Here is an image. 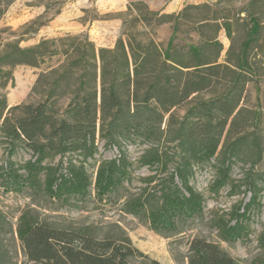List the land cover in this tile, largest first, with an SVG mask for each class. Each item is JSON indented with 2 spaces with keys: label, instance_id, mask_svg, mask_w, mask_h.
<instances>
[{
  "label": "rangeland",
  "instance_id": "1",
  "mask_svg": "<svg viewBox=\"0 0 264 264\" xmlns=\"http://www.w3.org/2000/svg\"><path fill=\"white\" fill-rule=\"evenodd\" d=\"M45 3L46 0H0V264L23 261L16 229L19 217L27 210L63 227L93 225L105 231L109 225L117 224L136 249L161 264H187L186 242L192 236L218 242L234 258H252L259 251L256 239L264 228V0H67L60 7L50 6L48 11ZM251 16L261 24V33L247 52V64L243 65L235 90V99L243 97L237 110L244 108L245 119L240 126L248 139L241 154L230 159L229 185L217 193L211 191L214 169H195L190 184L204 197L203 219L189 222L183 237L151 231L143 220L121 214L113 199L105 206L95 202L92 189L91 198L82 208L51 207L39 197L31 201L25 190L2 177L9 164L18 167L35 159L21 143H14L10 152L11 142L2 129L3 120L8 118L11 124L22 116V111L8 112L9 108L45 103L57 119H69L65 112L72 101L96 95L98 104L102 88L107 91L109 85L126 104L132 93L137 94L138 101L142 100L153 84L178 95L187 80L196 74L206 75V89L190 94L175 107L166 106L167 111L150 101L149 109L156 108L155 113L159 114L157 122L152 121L154 112H139L145 125L150 123L154 128L160 126L163 133L167 131L160 141L171 149L175 143L167 141L194 103L233 88L237 78L233 71H238L240 45L246 38ZM224 24L230 27L229 37ZM15 46L33 51L24 57H7ZM191 47L199 48L200 55L192 53ZM166 53L170 56L167 62ZM128 79L131 81L126 83ZM134 105L130 102L131 113ZM254 111L259 113L256 120H252ZM109 121V117L103 120L104 129ZM101 125L98 120L95 158L118 157L116 147L105 145L106 139L100 137ZM119 142L134 161L132 187H138V177L151 172L136 161L154 141L131 136ZM72 159L76 161L77 155ZM51 162L57 163L58 157ZM88 163L93 179L95 165L90 160ZM251 181L258 191L259 207L252 210L247 240L233 244L219 241L211 218L225 214L228 219L233 206L247 202Z\"/></svg>",
  "mask_w": 264,
  "mask_h": 264
},
{
  "label": "trees",
  "instance_id": "2",
  "mask_svg": "<svg viewBox=\"0 0 264 264\" xmlns=\"http://www.w3.org/2000/svg\"><path fill=\"white\" fill-rule=\"evenodd\" d=\"M66 1L46 0V11L50 6L60 7ZM249 24L246 38L240 45L236 63L238 71H233L237 76L233 88L194 103L167 141L175 143L171 149L160 141L167 131L163 133L160 126L154 128L150 123L145 125L139 112H154L152 121L157 122L159 114L155 113L156 108L149 109L150 101L153 100L161 111H167L166 106L175 107L190 94L206 89L209 86L206 75L196 74L194 79L187 80L178 95L153 84L142 100L138 101L137 94L132 93L126 104L109 85L107 91L102 88L98 104L96 95L82 98L80 102L72 101L65 112L69 119H57L45 103L9 108L8 112L22 111V116L11 124L8 118L3 120L2 129L11 142L10 152L14 143H21L32 151L35 159L18 167L9 164L2 171V177H6L9 184L25 190L31 201L39 197L51 207L82 208L91 198L92 189L95 202L105 206L113 199L121 214L143 220L151 231L183 237L189 222L203 219L204 197L190 184L195 169L204 166L214 169L211 191L217 193L229 185L230 159L241 154L248 139L240 126L245 119L244 108L237 110L243 97L235 99V90L238 77L244 72L243 65L247 64V52L261 33V24L256 17L251 16ZM224 29L229 37V25L224 24ZM190 50L200 55L199 48L191 47ZM32 51L33 48L15 46L13 53L6 56L24 57ZM169 59L166 53L165 62ZM130 81L128 79L126 83ZM130 102L135 104L132 113ZM108 117L110 121L104 129L103 120ZM257 117L259 113L252 112V120ZM98 120L102 121L100 137L106 139L105 145L116 147L118 157L109 160L95 158L98 153L95 142ZM131 136L154 141L136 161L138 166L147 167L151 174L138 177L139 185L135 188L132 187L134 161L119 142ZM76 155L78 159L75 161L72 157ZM56 157L58 162L52 163ZM89 160L95 165L93 179L88 170ZM20 170L23 174L19 173ZM251 182L247 202L240 201L233 206L228 219L225 214L211 218L219 241L233 244L247 240L250 233L248 222L254 214L252 210L259 207L258 191ZM18 221L16 236L23 254L21 264H161L136 249L117 224L109 225L105 231L93 225L63 227L49 223L32 210L24 211ZM256 241L258 253L248 260H240L230 256L218 242L192 236L186 242L187 264H264V228ZM138 260L141 261L137 263Z\"/></svg>",
  "mask_w": 264,
  "mask_h": 264
}]
</instances>
